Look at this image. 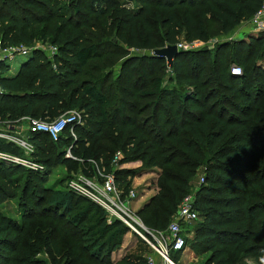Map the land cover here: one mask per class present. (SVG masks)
Returning <instances> with one entry per match:
<instances>
[{
    "label": "trees",
    "instance_id": "1",
    "mask_svg": "<svg viewBox=\"0 0 264 264\" xmlns=\"http://www.w3.org/2000/svg\"><path fill=\"white\" fill-rule=\"evenodd\" d=\"M263 3L0 0L3 48L36 41L58 48L52 61L33 51L13 77H2L9 67L0 65V124L52 121L79 110L84 123L75 128L73 156L113 173L124 196L137 172L112 167L118 152L121 166L140 162L161 170L157 194L137 212L147 228L165 231L194 193L202 220L193 246L208 255L203 264H264V35L246 34L214 50H180L172 69L152 54L182 38L226 36ZM233 64L241 75L232 74ZM170 71L173 88L163 85ZM27 134L48 172L0 162V204L19 197L23 208V224L0 212V264H147L142 255L114 260L130 233L120 220L108 223L101 207L67 185L43 184L54 165L79 168L66 158L70 129L58 141ZM0 151L19 153L3 139ZM201 169L205 182L196 188ZM82 173L92 178L97 171L90 166Z\"/></svg>",
    "mask_w": 264,
    "mask_h": 264
},
{
    "label": "built area",
    "instance_id": "2",
    "mask_svg": "<svg viewBox=\"0 0 264 264\" xmlns=\"http://www.w3.org/2000/svg\"><path fill=\"white\" fill-rule=\"evenodd\" d=\"M247 29V33L264 35V3L261 10L249 20V28ZM237 38L238 36L231 38V40L233 41ZM206 43L207 42L197 40L193 42H181L177 46L179 50L196 51L201 49ZM32 50L34 49L24 45L3 48L0 42V65L2 63L6 65L14 61L17 57H28L33 52ZM54 52H56V54L58 53L57 47H54ZM53 56H55V53ZM231 72L233 75L239 76L242 74V68L234 65ZM23 119L29 121L27 133H47L54 141H58L64 131L70 129L74 142L72 146L67 148L66 158L82 162V160L76 158L72 154L73 145L77 142L75 128L84 123L82 112L79 110L71 111L52 121H43L30 117ZM10 138L12 142L9 143H18L17 146L23 149V152L25 151L27 155H31L35 152V146L30 141L29 137L25 140L23 138L19 139L11 135L0 133V139L10 140ZM122 159V153L118 152L112 163V167L115 170L120 169V161ZM0 162L20 165L33 172H45L46 170L42 165L33 162L28 157H18L2 151H0ZM94 164L96 165V163ZM96 167L99 175L103 179L96 181V178L87 177L83 174L84 177L73 179L68 182L67 188L101 207L107 214L108 223L111 224L115 220H120L130 229V233L139 238L144 244L151 247V249L156 252V256L159 257V261L155 258V254H152L147 257V264H177L171 259L170 252L181 253L184 252L187 247L182 223L193 224L198 221L199 214L195 208V198L189 195L182 201L174 221L171 222L166 232L151 230L143 224L141 219L137 216V213L131 210L132 202L137 199L136 190L132 188L124 196V192L120 189L115 175L101 170L97 165ZM201 181L202 183L205 182L204 176L201 178Z\"/></svg>",
    "mask_w": 264,
    "mask_h": 264
},
{
    "label": "rangeland",
    "instance_id": "3",
    "mask_svg": "<svg viewBox=\"0 0 264 264\" xmlns=\"http://www.w3.org/2000/svg\"><path fill=\"white\" fill-rule=\"evenodd\" d=\"M247 28H249V20L243 22L239 27H237L235 30H233V33L230 34L231 35L230 37L234 38V37L238 36V38L236 40L244 39L245 35H246L244 31L248 30ZM214 31H216L215 32L216 34L219 33V30L217 31L216 26H213V28L211 30V32H214ZM248 34H250V33H248ZM226 40H228V37L219 36V34H217V35H214V37H212L206 43V45H204L201 48H205L208 50H214L219 44L223 43ZM228 41H232V40L229 38ZM181 42H188V41H186L184 38H182L180 43ZM30 48L34 49L32 51L38 50V51H42V52L46 53L51 61H52V58L54 57L53 56L54 53L56 55V52H54V46L50 43V41H36L35 44ZM132 52H133L132 54H136V55L144 54V53H146V54L152 53V52L135 51V50H133ZM28 58H29V56L28 57H17L14 61H11L8 64H6V66L9 67V72L7 74H4L2 77L15 76V74H17V72L19 71L20 66L25 61H27ZM261 64L264 66V62H262ZM234 65H236V64H233V66ZM170 76H171V71L168 72L166 74V76L162 77V78H164L163 79V85L168 87V88H173L175 86V83L170 82ZM28 122L29 121H27L25 119H21L17 122H13V123L12 122H6L4 124H0V133H2L4 135H11L12 137H16L19 139L23 138L26 140V138H28V134H27ZM11 140H12L11 138H10V140L5 139V142H7V143L12 142ZM10 144H12V143H10ZM17 144L18 143L13 144L19 150V153L16 154L15 156L28 157L33 162H36V163L42 165L44 168H46L45 172H36V173L44 174V173L48 172L47 167L44 164L35 160L34 155L36 153V149H35V152L33 154L27 155L25 153V151L23 152V149H21L17 146ZM76 162H79V165H78L79 168L77 170H73V171H68V169L63 165H54L52 170L47 175H45L46 176V182H44L43 184L47 188H66L67 183L70 182L71 180L84 177L85 175L83 176L82 171L84 169L89 168L90 166L93 167L95 170H97L96 175L92 178H96L95 179L96 181L103 179L99 175L98 169L94 163H89L87 165H84L80 161H76ZM121 167L122 166H120L119 168L122 169ZM123 168L137 172V174L135 176L136 181H135V183L133 182V184H132V188L134 190H136V192H137V199H135L131 204V210L134 213H137L144 206V201L148 200L150 196L152 197V196L157 194V192L159 190L158 181H159V176H160L161 170L157 169V168L145 169L143 164L140 162L130 164V165L125 166ZM25 169L28 171H31L28 168H25ZM203 170L204 169H201L199 171V173L197 174V177L195 179L194 184H195L196 188H198L201 184H203L201 181V178L204 176ZM23 184H24V181H22L20 188H22ZM20 193L21 192L19 191V194ZM190 195H192L195 198L194 193H192ZM142 196H146V198H144V197L142 198ZM0 212L3 215H5L6 217H9L13 220H17L20 224L21 223L23 224V222H21V213H23V208H22V206H20V198L19 197L15 200H7V201L5 200L4 202H2L0 204ZM201 220L202 219H201V216L199 214V219L196 223H193V224L182 223L183 234H185V237L187 239V247H186L185 251L180 253V254L170 252V257L174 260L175 263H177V264H203L205 262V260L207 259L208 255H202V254L199 255L197 252V247L195 248L193 246V240L195 237L194 233H195V230L198 227V224ZM173 221H174V219L172 220V222ZM34 223L40 224L39 222H34ZM167 229L164 232H166ZM34 230H35V227H34ZM129 234L130 235L128 237L124 238L125 244L123 243L121 250L119 252H116L113 254V258L115 260L120 261L122 258H124L123 256H125V255L131 256L133 258H135L139 255H142L143 257L146 258L147 256H150L151 254H155V258H157V260L159 261V257L156 256V252L153 251L151 249V247L142 243V241L139 238H137L135 235H133L132 233H129ZM244 264H255V263L253 262V260L247 259L244 262Z\"/></svg>",
    "mask_w": 264,
    "mask_h": 264
},
{
    "label": "water",
    "instance_id": "4",
    "mask_svg": "<svg viewBox=\"0 0 264 264\" xmlns=\"http://www.w3.org/2000/svg\"><path fill=\"white\" fill-rule=\"evenodd\" d=\"M179 53L180 50L177 45H169L165 48L154 50L152 54L155 57L164 58L167 61L169 68L172 69L174 59L179 55Z\"/></svg>",
    "mask_w": 264,
    "mask_h": 264
},
{
    "label": "crops",
    "instance_id": "5",
    "mask_svg": "<svg viewBox=\"0 0 264 264\" xmlns=\"http://www.w3.org/2000/svg\"><path fill=\"white\" fill-rule=\"evenodd\" d=\"M245 32V34H248L247 32V30L246 31H244ZM231 33H233V31L231 32ZM230 33V34H231ZM230 34H228V35H226V36H224V37H228V40H229V38L231 39V35ZM228 40H226V41H228ZM16 75V74H15ZM13 77V76H12ZM130 164H133V163H130ZM130 164H126V165H123L121 168L122 169H126V168H123V167H125V166H128V165H130ZM135 181H136V178H134V180H133V182L135 183ZM145 194V193H144ZM146 198V196H142V198ZM153 197V196H152ZM151 196L149 197V199L148 200H146V201H144V205L146 204V203H148L149 202V200L152 198ZM130 234L128 233V235H126V237H128ZM125 244V243H124ZM152 255V254H151ZM126 256V255H125ZM125 256H123V257H125ZM115 260V259H114ZM115 261H117V260H115Z\"/></svg>",
    "mask_w": 264,
    "mask_h": 264
}]
</instances>
